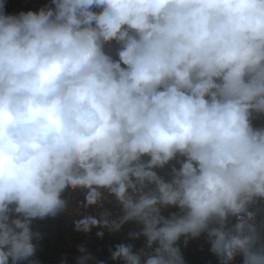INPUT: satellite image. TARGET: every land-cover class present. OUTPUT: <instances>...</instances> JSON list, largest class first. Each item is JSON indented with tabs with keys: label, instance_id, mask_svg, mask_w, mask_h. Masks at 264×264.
Masks as SVG:
<instances>
[{
	"label": "clouds",
	"instance_id": "clouds-1",
	"mask_svg": "<svg viewBox=\"0 0 264 264\" xmlns=\"http://www.w3.org/2000/svg\"><path fill=\"white\" fill-rule=\"evenodd\" d=\"M264 264V0H0V264Z\"/></svg>",
	"mask_w": 264,
	"mask_h": 264
},
{
	"label": "built area",
	"instance_id": "built-area-1",
	"mask_svg": "<svg viewBox=\"0 0 264 264\" xmlns=\"http://www.w3.org/2000/svg\"><path fill=\"white\" fill-rule=\"evenodd\" d=\"M46 2L47 0H8V11L35 10ZM73 219L74 217L71 216H61L55 220L48 219L36 222L37 227L44 234V239L37 252V258L42 264H60L61 258L65 255L71 260L72 257L78 255L76 246L81 244L88 247L98 258L107 260L109 256L108 248L124 239L128 228L132 227L128 225L121 233L112 236L106 233L104 239L101 240L96 236V229L88 236L76 233ZM202 243V240L191 242L185 250L186 258L215 259L207 251V245L204 246V252L199 251Z\"/></svg>",
	"mask_w": 264,
	"mask_h": 264
},
{
	"label": "rangeland",
	"instance_id": "rangeland-1",
	"mask_svg": "<svg viewBox=\"0 0 264 264\" xmlns=\"http://www.w3.org/2000/svg\"><path fill=\"white\" fill-rule=\"evenodd\" d=\"M187 260L189 264H216L215 259H212V258H200L199 257V258H191Z\"/></svg>",
	"mask_w": 264,
	"mask_h": 264
}]
</instances>
